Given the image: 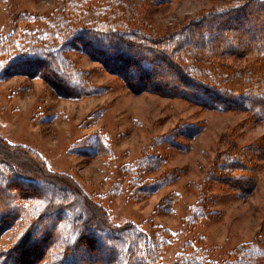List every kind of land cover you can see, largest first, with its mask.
I'll use <instances>...</instances> for the list:
<instances>
[{
	"label": "rangeland",
	"instance_id": "374dc122",
	"mask_svg": "<svg viewBox=\"0 0 264 264\" xmlns=\"http://www.w3.org/2000/svg\"><path fill=\"white\" fill-rule=\"evenodd\" d=\"M109 2L93 0L69 20L62 15L63 0H0V39L12 30L15 18L26 15L43 18L42 24L31 27L37 31L32 42L60 44L62 26L104 21L106 10L113 8L107 6ZM117 2L116 8L129 18L127 23L148 33L166 34L191 18L239 0ZM251 16L243 18L239 29L218 31L214 40L233 41L240 30L250 35ZM63 19L69 24L62 25ZM254 36L259 38L255 46H264V34ZM62 54L82 71L90 91L86 95L59 96L42 78L24 73L0 80V144L11 147V164L20 175L68 186L74 194L73 207L90 222L100 225L106 214L115 225L132 222L149 233L168 230L171 239L159 264H175L186 245L191 247L187 253L220 262L235 247L252 242L264 220V156L258 183L246 198L202 181L221 151L263 137L264 121L247 112L209 110L180 98L134 93L83 50L66 47ZM214 60L233 68H244L249 62L235 56ZM160 66L162 72L143 81L153 84L163 73L166 81L159 85L182 90L175 83V72ZM27 149L35 151L40 160ZM200 184L206 188L207 214L190 226L187 218L202 190ZM15 230L0 236L1 248L10 246ZM254 264H264V258Z\"/></svg>",
	"mask_w": 264,
	"mask_h": 264
},
{
	"label": "trees",
	"instance_id": "16d2710c",
	"mask_svg": "<svg viewBox=\"0 0 264 264\" xmlns=\"http://www.w3.org/2000/svg\"><path fill=\"white\" fill-rule=\"evenodd\" d=\"M63 1L62 15L69 20L77 18L85 4L93 3ZM109 1L107 6L113 8L106 10L108 17L104 21H74L69 27L62 26L60 44L36 45L32 41L37 31L31 27L42 24L43 18L19 15L12 30L0 39V80L24 73L42 78L59 96L86 95L90 91L82 71L62 54L66 47H75L100 61L134 93L180 98L209 110L247 112L253 119L264 121V46L256 47L259 38H254L255 34H264V0H239L222 10H210L166 34L148 33L142 27L132 26L127 23L129 18L116 8L117 0ZM256 11V16H251ZM248 15L252 35L245 36L244 30H240L233 41L222 44L214 40L218 31L239 29ZM68 19H63L62 25L69 24ZM245 39L251 44L245 43ZM227 56L244 57L249 62L244 68L215 64L214 58ZM162 64L175 72V83L183 86L182 90L159 85L166 81L163 73L153 84L143 81L144 77L157 76ZM10 149L1 142L0 236L7 230H16L10 246L0 247V264H159L171 239L168 230L152 229L149 233L132 222L115 225L106 214L102 224L90 222L73 207L74 194L68 186L20 175L11 164ZM27 153L40 160L35 151ZM263 156L264 136L251 144L229 147L216 155L202 183L218 184L239 198H246L258 183ZM200 187L187 218L190 226L207 214L206 188L202 184ZM263 238L264 220L252 242L235 247L223 261L187 253L191 247L186 245L175 264H254L264 258Z\"/></svg>",
	"mask_w": 264,
	"mask_h": 264
}]
</instances>
